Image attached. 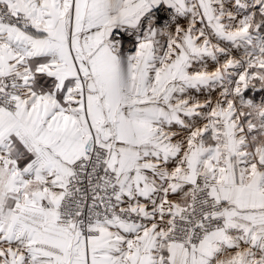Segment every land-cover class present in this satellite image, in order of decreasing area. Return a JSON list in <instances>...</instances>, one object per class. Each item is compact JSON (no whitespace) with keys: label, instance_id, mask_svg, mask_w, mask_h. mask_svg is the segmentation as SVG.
<instances>
[{"label":"snow or ice","instance_id":"1","mask_svg":"<svg viewBox=\"0 0 264 264\" xmlns=\"http://www.w3.org/2000/svg\"><path fill=\"white\" fill-rule=\"evenodd\" d=\"M0 264H264V0H0Z\"/></svg>","mask_w":264,"mask_h":264}]
</instances>
